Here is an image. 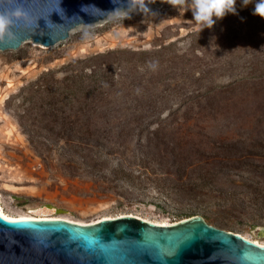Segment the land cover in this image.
I'll return each instance as SVG.
<instances>
[{
	"label": "rangeland",
	"instance_id": "374dc122",
	"mask_svg": "<svg viewBox=\"0 0 264 264\" xmlns=\"http://www.w3.org/2000/svg\"><path fill=\"white\" fill-rule=\"evenodd\" d=\"M256 2L236 0L200 31L162 0L153 15L0 51L4 211L51 205L81 223L194 214L264 242V77L240 80L264 71Z\"/></svg>",
	"mask_w": 264,
	"mask_h": 264
},
{
	"label": "water",
	"instance_id": "95a60500",
	"mask_svg": "<svg viewBox=\"0 0 264 264\" xmlns=\"http://www.w3.org/2000/svg\"><path fill=\"white\" fill-rule=\"evenodd\" d=\"M162 0H156L159 3ZM127 7L128 0H121ZM152 3V4H155ZM83 5H95L81 11ZM48 0V28L0 46L17 50L31 40L51 47L70 30L106 18L112 0ZM0 264H264V246L208 225L201 216L158 226L132 216L78 224L61 219L9 220L0 215Z\"/></svg>",
	"mask_w": 264,
	"mask_h": 264
},
{
	"label": "clouds",
	"instance_id": "9594fccd",
	"mask_svg": "<svg viewBox=\"0 0 264 264\" xmlns=\"http://www.w3.org/2000/svg\"><path fill=\"white\" fill-rule=\"evenodd\" d=\"M156 0H128L124 7L121 0H112L114 9L111 11L101 10L112 22H124L130 19L132 13H142L145 16L153 15L149 4ZM172 7L181 11L191 10L192 22L199 27L211 29L217 20L223 19L227 14H236V0H163ZM61 11V0H57ZM252 3V0H242L244 6ZM48 0H0V46L11 45L22 41L29 35L38 34L42 30L40 21L45 22L48 28L50 14L55 11L44 13ZM88 7L95 5H83L81 11L85 12ZM254 15L264 18V0H257L254 7ZM87 35V33H85Z\"/></svg>",
	"mask_w": 264,
	"mask_h": 264
},
{
	"label": "bare ground",
	"instance_id": "6f19581e",
	"mask_svg": "<svg viewBox=\"0 0 264 264\" xmlns=\"http://www.w3.org/2000/svg\"><path fill=\"white\" fill-rule=\"evenodd\" d=\"M55 212H57V209L55 207H53L51 205H43V206H40V207H37V208L31 210L29 215L11 216L4 211L2 204L0 202V215L6 219H9V220L61 219V220H66V221L78 223V224H94V223L99 222L100 220H103V219H114V217H104L102 219L100 218L97 221H93L91 223H81L78 221H73V220H69V219H65V218H61V217H56V216H54ZM123 216H132V217L144 220L146 222H151V223L156 224L158 226H168V225L172 224V223L154 221V220L144 218V217H140V216L133 215V214L121 215L119 217H123ZM115 218H117V217H115ZM236 234H238V233H236ZM238 235H240L241 237H243L247 240H250L251 242H254L257 245L264 246V242H262V241H259L257 239H252V238H250L248 236H244L242 234H238Z\"/></svg>",
	"mask_w": 264,
	"mask_h": 264
},
{
	"label": "trees",
	"instance_id": "16d2710c",
	"mask_svg": "<svg viewBox=\"0 0 264 264\" xmlns=\"http://www.w3.org/2000/svg\"><path fill=\"white\" fill-rule=\"evenodd\" d=\"M262 77H264V71L261 72L259 75L255 74L254 72H251V73L246 74L245 77L240 78V80L243 81V80H246V79H254V78L259 79V78H262ZM179 189L182 190V191L183 190L185 191L184 188L180 187ZM194 189H196V187L193 186V187H188L187 190H188L189 193L193 194L192 192H193ZM192 216H196V215H194V214L188 215V216H185L182 219L189 218V217H192ZM182 219H180V220H182Z\"/></svg>",
	"mask_w": 264,
	"mask_h": 264
}]
</instances>
